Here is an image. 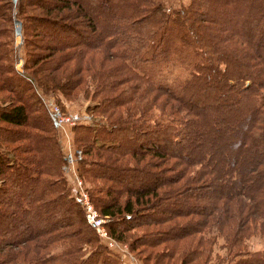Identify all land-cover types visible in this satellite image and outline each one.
I'll list each match as a JSON object with an SVG mask.
<instances>
[{
    "label": "trees",
    "instance_id": "16d2710c",
    "mask_svg": "<svg viewBox=\"0 0 264 264\" xmlns=\"http://www.w3.org/2000/svg\"><path fill=\"white\" fill-rule=\"evenodd\" d=\"M10 1L0 5V19L12 22L8 34L0 30V240H35L29 264H123L70 193L35 85L44 96L89 97V111L105 117L71 129L82 153L78 172L109 217L110 236L158 226L129 247L142 246L159 263L171 255L159 244L213 224L223 251L213 253L209 237L179 264L202 252L206 264H264V248L248 251L244 241L264 234V0H188L177 8L164 0ZM18 48L22 73L14 67ZM100 51L107 66L79 67ZM154 108L165 118L152 119ZM191 184L194 196L215 193L217 211L188 200ZM203 213L209 217H192Z\"/></svg>",
    "mask_w": 264,
    "mask_h": 264
},
{
    "label": "rangeland",
    "instance_id": "374dc122",
    "mask_svg": "<svg viewBox=\"0 0 264 264\" xmlns=\"http://www.w3.org/2000/svg\"><path fill=\"white\" fill-rule=\"evenodd\" d=\"M3 1L4 0H0V5H4ZM187 1L188 0H164L163 2H164V5H166V8H177L179 6V4L186 3ZM5 4H6V2H5ZM15 4H16V0L10 1V5H15ZM5 13L7 15V13H9V12L7 11ZM6 15H4L3 17L6 18ZM16 20L19 21L18 19H15L14 23H13L14 46H17L16 42L18 39H20V36L17 37L15 34V21ZM10 22H11L10 20L7 22L3 18L0 19V30L2 29L3 33H5V34L9 33L10 26L12 23V22L11 23ZM79 22H80V20H78L77 18L74 21V23L77 26H79V24H78ZM19 27H20V22H19ZM19 30L21 33V27ZM22 54H23V52H22L21 48H18L16 50L15 56L17 57V55H20V57L22 58V61H23V55ZM105 56H106V54L101 53V51H100V52L96 53L92 59L89 60V63L82 61L79 64V67L84 68L87 65H89V66H87V68L90 71H92V72L96 71L97 69L100 68V66L105 67L108 65V63H109L108 60L107 61L104 60V58H106ZM73 63L74 62H71V64H73ZM180 69H181V67H175L172 70L174 72L173 74H175V72L180 71ZM82 73L85 74V73H87V71H82ZM180 74L184 75L183 73H180ZM85 78L88 79V76H86ZM46 96L54 99V101L57 102L66 111H76V112H80V113L81 112L89 113L90 116H92V121L93 120L94 121L95 120H99V121L105 120L104 119L105 117L103 115L96 114V113L93 114L92 111H89L88 107H90V105H92V103H93L89 97H82V95H80V94H76V95L70 94L69 96H63L59 92H55V94H53V95H50V96L46 95ZM161 102L162 101H159V103H161ZM162 104L163 103H161V105ZM166 114H167L166 112H163L157 108H154L152 110L151 118L152 119H164ZM88 123H92V122H88ZM96 124H100V123L96 122ZM56 134L58 136V143L60 146V150L63 153V158L65 157V149L66 150H68V149L69 150L79 149V148L75 147V144L73 142L71 127L68 129V137H66L65 135L63 137V133L60 130H56ZM81 156H82V153L79 154L78 158H76V160H75V171H76L77 175L80 177V179L83 181L82 188L86 190L88 198H89V193H88L87 188L90 186V184L78 172V163H79V160L81 159ZM65 162L66 161L63 160V162L61 164V167H60L61 168V174L65 178V181L69 187L70 193L75 194V191H74L75 189L73 188L74 185H73V183H71L72 178L69 177V176H71V174L68 173L63 167V163H65ZM261 173H263V172H261ZM262 181H264V176H262ZM187 190L189 191V195H190L188 197L189 201H193L194 203L199 204V205H206L210 209V212L212 211L213 208L215 211H217L215 206H213L211 204L214 202V196H215V193L213 194V191H209V193H207V194H201V193L195 194V196H194V193L197 191L196 186L194 184L187 186ZM89 200H90V198H89ZM93 207H94V205H93ZM94 209H96V208L94 207ZM230 209H232V210H230L231 214H234L235 209L232 206L230 207ZM254 213H255V211L251 212V215L253 216ZM227 214L230 215V213H227ZM192 217L207 219L209 217V215L203 213V214H200L199 216H195V215L193 216L192 215ZM109 222H110L109 217H106L104 222H102L103 226L105 227L106 232H107L106 227L109 224ZM37 225H38V223L33 219L32 220V227H35ZM157 227L158 226H155L154 224H149V225L146 224V225H142V226L132 228L131 230L126 232L127 238L124 240L115 239L114 237H112L110 235L108 237V235L102 231L100 232L101 234L100 235L97 234V236H98V240L102 244H104L118 258V260L123 264H160V263H162V264L163 263L164 264L169 263L170 264L171 262L174 264H179L180 259L182 257H184V254H186L190 249H192L194 247H196L197 249H202L204 246L207 247L206 238H209V237L215 241V243L212 246L213 253L216 251H219V252H221V250L223 251V248L219 247L220 244L223 242V238L217 232L216 226L213 224H210L208 226H202L201 233H193V234L185 236V237L177 238L173 241L167 240V241L159 244L157 246L158 250H164V251H168V252L171 251V255L169 254L170 255L169 257L161 259V262H159V263H154L152 260L149 259V257H145V252L143 253V252H140L138 250L139 248H142V246H138V248L132 250L129 247V245H130L131 241L133 242V241H137V239H141V237L146 236L149 233H151V231L156 230ZM161 227L164 228L163 225H161ZM94 230H95V228H94ZM111 238L114 240L112 242V244H113L112 246H108V244L106 245L104 242L101 241V240L108 241V239H111ZM0 239H2V238H0ZM11 240L14 241L15 239L14 238L10 239V237L4 236V240H0V264H29V261H32V258L35 257L36 250L39 251V248H37L35 246V243H34L35 240H27V241H21V242L15 240L16 243L11 242ZM244 241L246 244V249L248 251H253V250L264 248V234H260L258 231H256L253 234L248 235ZM87 250L88 249H86L84 251V253ZM210 258H213V255ZM204 259H205V255L202 252V254H200L198 259L194 260V262H192L191 264H206Z\"/></svg>",
    "mask_w": 264,
    "mask_h": 264
},
{
    "label": "built area",
    "instance_id": "2783aa9c",
    "mask_svg": "<svg viewBox=\"0 0 264 264\" xmlns=\"http://www.w3.org/2000/svg\"><path fill=\"white\" fill-rule=\"evenodd\" d=\"M20 27L17 29L15 25V34L17 37L20 36ZM20 43V39L17 40L16 44L18 45ZM22 58L20 55H17L16 61H15V69L17 72L22 73ZM34 89L36 93L39 95L40 99L42 100L43 104L46 107L47 114L49 116V119L51 121L52 126L56 130H60L66 137H68V129L76 124V123H82L87 124L88 122H92V116H90L89 113L86 112H76V111H66L64 110L57 102L54 101V99L49 98L47 96H44L38 88L34 85ZM81 154L80 149L77 150H66L65 149V157L64 160L66 161L63 163L64 169L71 174L69 176L72 178L73 188L75 189V195H77L78 199L80 200L83 208H84V216L86 220L95 228V232L97 234H101L100 232H105V234H109L106 232L105 227L103 226L104 220L106 219V216H103L97 212L96 209H94L92 202L89 200L87 192L85 189L82 188L83 181L80 179V177L77 175L75 171V160L78 158V155ZM108 246H112V242L114 241L112 238L106 240H101Z\"/></svg>",
    "mask_w": 264,
    "mask_h": 264
},
{
    "label": "water",
    "instance_id": "95a60500",
    "mask_svg": "<svg viewBox=\"0 0 264 264\" xmlns=\"http://www.w3.org/2000/svg\"><path fill=\"white\" fill-rule=\"evenodd\" d=\"M15 25H16V28L18 29L19 28V21H15Z\"/></svg>",
    "mask_w": 264,
    "mask_h": 264
}]
</instances>
